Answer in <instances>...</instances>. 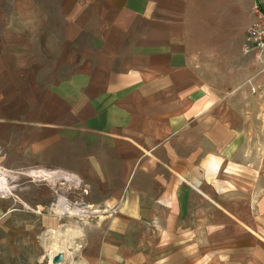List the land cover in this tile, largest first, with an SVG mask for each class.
Wrapping results in <instances>:
<instances>
[{"label": "crops", "instance_id": "1", "mask_svg": "<svg viewBox=\"0 0 264 264\" xmlns=\"http://www.w3.org/2000/svg\"><path fill=\"white\" fill-rule=\"evenodd\" d=\"M248 4L0 0V165L89 186L102 216L80 229L85 264L135 261L124 240L177 223L186 185L222 191L230 216L255 191L264 224V72L242 53ZM25 186L22 204L0 198L2 227L24 205L53 219L51 189Z\"/></svg>", "mask_w": 264, "mask_h": 264}, {"label": "rangeland", "instance_id": "2", "mask_svg": "<svg viewBox=\"0 0 264 264\" xmlns=\"http://www.w3.org/2000/svg\"><path fill=\"white\" fill-rule=\"evenodd\" d=\"M248 2L250 24L256 0H248ZM186 186L185 195L181 199L184 201L182 208L184 215L179 216L177 223H163L158 234L153 238L146 231L148 224H138L140 231L135 240H124L127 250L129 244L137 245L135 261L131 260L130 263L264 264V224L258 223L257 220L255 191H250L246 200L239 198L243 204L239 210L240 214L230 216L228 206L225 208L226 201L222 198V195L224 196L222 191L220 193L216 191L210 200L207 190L194 191V193L190 186ZM83 190L86 193H81V195L74 193L67 196L59 195L60 199L63 198L72 205L75 203L87 205L92 214L83 218L77 217L76 214L71 217H62L61 214L59 216L60 212L51 208L57 199L51 189L52 199L49 207L44 210L48 216L53 218L51 221L42 224L40 218L32 213L41 211L24 205L21 208L25 211L15 213V218L11 223L3 227L0 223V264H47L48 253L43 247V239L50 234V231H59L65 227L74 226L82 229L85 224H95L102 214L98 208L86 202L85 197L89 194L87 184H83ZM195 194H198L199 198ZM16 197L17 201L22 204L21 198ZM210 214H213L211 216L213 221L209 220ZM232 218L239 220L235 222L231 220ZM236 227L241 232H238ZM85 237L86 234L81 233V237L74 240L72 249L69 250L74 253L70 258H65L63 255L64 264L67 259L68 264H85L81 259ZM88 239L95 245L91 250H96L99 239L92 234ZM128 261L126 259L127 263Z\"/></svg>", "mask_w": 264, "mask_h": 264}, {"label": "built area", "instance_id": "3", "mask_svg": "<svg viewBox=\"0 0 264 264\" xmlns=\"http://www.w3.org/2000/svg\"><path fill=\"white\" fill-rule=\"evenodd\" d=\"M242 53L252 57L257 64L262 66L260 72H264V3L259 2V0L256 1L253 7V24L245 34ZM46 174L57 176L56 179L51 181L50 178H47L48 176ZM62 176H74L76 180L75 182L67 183ZM26 183H43L48 185L53 190L55 198H57L54 204H52V209H57L61 212L62 207L60 203L63 201L68 206V209L77 210V217L80 216V218H83L84 216L92 214L89 212V207L83 203H75L72 205L65 199H60L59 195L67 196L72 193L81 195V193H86L83 190L84 183L75 175L61 170L44 168L12 170L0 165V198L12 197L17 201L16 193L25 190ZM61 216L71 217V214L61 213Z\"/></svg>", "mask_w": 264, "mask_h": 264}, {"label": "bare ground", "instance_id": "4", "mask_svg": "<svg viewBox=\"0 0 264 264\" xmlns=\"http://www.w3.org/2000/svg\"><path fill=\"white\" fill-rule=\"evenodd\" d=\"M50 178L51 181L56 179V176H52L46 174ZM65 178L67 183L75 182L76 178L74 176H62ZM62 209L60 214L62 213H69L71 215L77 214L76 209H68V206L64 204L63 201L60 203ZM50 234L43 239V247L48 253V263L52 264L51 260L53 256L58 253H61L65 256V258H70L74 252L69 251L70 248L72 249V244L81 237V230L74 227H65L64 229H60L59 231H50ZM78 249V248H77ZM76 251V250H73ZM70 262H72L70 260Z\"/></svg>", "mask_w": 264, "mask_h": 264}, {"label": "water", "instance_id": "5", "mask_svg": "<svg viewBox=\"0 0 264 264\" xmlns=\"http://www.w3.org/2000/svg\"><path fill=\"white\" fill-rule=\"evenodd\" d=\"M52 264H64V256L61 253L56 254L55 256H53L52 260H51Z\"/></svg>", "mask_w": 264, "mask_h": 264}]
</instances>
